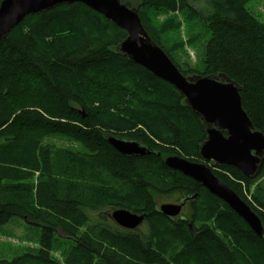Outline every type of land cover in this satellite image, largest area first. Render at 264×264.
<instances>
[{"label": "trees", "instance_id": "1", "mask_svg": "<svg viewBox=\"0 0 264 264\" xmlns=\"http://www.w3.org/2000/svg\"><path fill=\"white\" fill-rule=\"evenodd\" d=\"M181 1L188 19H198L209 35L204 43L206 71L198 74L224 72L237 81L244 109L264 132V20L248 8L253 0H200L198 6ZM176 2L143 0L144 10L137 9L150 36L188 75L162 42L163 29L149 13ZM126 37L111 20L75 2L29 15L8 38H0V225L21 217L43 230L38 255L0 264H60L50 256L56 228L71 242L63 264H264V238L200 183L165 164L171 154L200 162L207 132L181 92L117 52ZM147 78L161 81L164 97L143 96ZM127 106H148L156 115L142 119L147 131L133 140L160 155L125 156L109 144L110 135H121L112 113ZM48 136L77 141L85 151L44 144ZM2 154L27 165L41 162L38 184L29 185L28 194L23 183L34 174L4 164ZM214 167L264 226V212L243 193V184L255 178L233 166ZM258 189L260 196L253 197L264 210L262 183ZM171 194L197 195L190 202L191 216L172 218L159 211V196ZM110 207L147 214V241L91 217Z\"/></svg>", "mask_w": 264, "mask_h": 264}, {"label": "water", "instance_id": "2", "mask_svg": "<svg viewBox=\"0 0 264 264\" xmlns=\"http://www.w3.org/2000/svg\"><path fill=\"white\" fill-rule=\"evenodd\" d=\"M80 2L111 20L127 32L116 47L117 52L154 76L172 84L185 96V103L200 118L207 139L200 146L204 163L178 155L165 158V164L182 172L224 201L261 238L264 226L260 216L237 192L213 172L210 164L229 165L249 178H256L264 166V132L253 124L243 107L242 86L224 72L217 74H184L166 51L150 36L136 7L122 0H2L0 3V38H8L27 16L48 11L62 4ZM83 116L86 114L81 110ZM108 142L125 156L160 155L140 141L115 135ZM197 198L187 197L179 203H163L159 211L168 217L181 215L185 204ZM114 221L134 230L147 218L121 208L112 212Z\"/></svg>", "mask_w": 264, "mask_h": 264}, {"label": "rangeland", "instance_id": "3", "mask_svg": "<svg viewBox=\"0 0 264 264\" xmlns=\"http://www.w3.org/2000/svg\"><path fill=\"white\" fill-rule=\"evenodd\" d=\"M175 7H154L151 8L149 13L152 16L153 23L158 25L159 28L163 29L162 33V42L170 50L172 55L175 57L178 64L181 66V69L187 71L188 75L198 74L199 72L206 71L205 67V55H204V43L209 37L206 32L205 27L200 25L198 19L189 20L188 19V9L183 7L181 0H176ZM193 5L198 6L200 0H189ZM125 3H129L132 7H136L139 10L143 11V0H123ZM248 8L256 14L259 18L264 20V0H253L248 3ZM151 78L143 79L144 95L146 98H156L164 97L162 94L163 87L161 81L159 80H150ZM142 80V81H143ZM150 107H135L127 106L121 107L119 110H115L112 113V116L115 118V126H117L121 132V137L138 139L141 135V131H147L143 126L142 119L146 116L155 117L154 113L149 109ZM134 109L135 112H132ZM156 120V119H155ZM154 121V119H152ZM152 122L148 123L151 125ZM113 131V129H112ZM117 132V131H116ZM119 132V133H120ZM111 134V133H110ZM44 144L54 145L65 147L68 151L73 152H84V146L74 140H71L67 137L61 136H48L43 141ZM6 157V161L2 162L19 171L31 172L33 178L24 181V195L28 194L30 190L29 185L35 187L38 184L41 170V162L38 161L36 166L25 164V160H19L17 157L8 159L7 155L2 154ZM39 155V152L36 156ZM174 155V154H171ZM177 155V154H176ZM179 156V155H178ZM11 157V156H9ZM168 157V156H167ZM182 157L187 158L188 156L183 155ZM188 157L187 159H189ZM190 160V159H189ZM198 162V161H195ZM205 161L201 159L200 163ZM211 168L217 169L214 167L215 164H210ZM221 172H224L220 170ZM127 175V174H124ZM99 180L98 178H93V181ZM127 181V180H126ZM26 182L29 184L26 186ZM125 182V181H124ZM263 184L264 190V173L258 175L249 185L243 184V193L244 196L248 198V201L257 208L258 211L264 212L263 208L259 203L254 199L255 196H260L258 189L259 184ZM113 184V183H112ZM112 184H109L110 186ZM109 187V186H108ZM34 195L37 199V188L35 189ZM180 194V193H179ZM179 194L171 195H160L159 196V206L163 203H179L174 202L178 199ZM140 195V193H139ZM181 196V195H180ZM26 198V197H25ZM24 198V199H25ZM44 201L43 199L41 200ZM253 202V203H252ZM132 204H135V201H132ZM184 207V206H183ZM116 209H121L120 207H110L107 210H101L100 212H92L91 217L95 220H103L110 225L116 227L119 231L125 232L126 234H138L145 241H147V236L150 234L151 224L148 220L144 221L138 228L134 230H129L118 225L112 218V212ZM127 209V208H124ZM183 209V208H182ZM129 210V209H127ZM133 210V209H130ZM134 211V210H133ZM190 204L189 206L182 210L181 215L172 218H179L181 216H191ZM64 218V217H62ZM70 218L66 217L64 221L69 222ZM21 217H13L6 224L0 225V260H8L9 262L13 261L16 258L22 257L24 255H38L40 252L41 239L43 230L40 227H37ZM155 226V223H153ZM193 227V226H192ZM84 228L82 229V231ZM57 235L56 247L53 251L50 252V256L59 262L60 264L65 263L66 249L71 245L70 240H68L67 234L60 228H56ZM33 264V263H31Z\"/></svg>", "mask_w": 264, "mask_h": 264}, {"label": "flooded vegetation", "instance_id": "4", "mask_svg": "<svg viewBox=\"0 0 264 264\" xmlns=\"http://www.w3.org/2000/svg\"><path fill=\"white\" fill-rule=\"evenodd\" d=\"M120 137H121V136H120ZM124 138H126V137H124ZM183 199H184V197H180V196H179L178 199L175 200L174 202H180V201L183 200ZM190 202H191V200L188 201V202L185 204V206L183 207L182 210L186 209V208L189 206Z\"/></svg>", "mask_w": 264, "mask_h": 264}]
</instances>
